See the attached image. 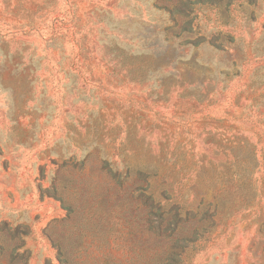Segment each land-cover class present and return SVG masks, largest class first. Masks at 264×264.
Wrapping results in <instances>:
<instances>
[{
  "label": "rangeland",
  "instance_id": "1",
  "mask_svg": "<svg viewBox=\"0 0 264 264\" xmlns=\"http://www.w3.org/2000/svg\"><path fill=\"white\" fill-rule=\"evenodd\" d=\"M169 1L0 0V264H57L58 246L73 264H142L147 246L198 224L201 204L217 227L193 264H264V0L236 32L219 5L195 6L197 38L225 52L161 42L144 60L159 81L137 82L110 44L160 33ZM122 119L136 138L114 166L123 179L124 165L154 166L147 192L106 169Z\"/></svg>",
  "mask_w": 264,
  "mask_h": 264
},
{
  "label": "trees",
  "instance_id": "2",
  "mask_svg": "<svg viewBox=\"0 0 264 264\" xmlns=\"http://www.w3.org/2000/svg\"><path fill=\"white\" fill-rule=\"evenodd\" d=\"M234 1L235 0H170L169 2H166L170 4V6L163 7L165 8L163 9V11H165V17L160 19V21L158 22V24H161L163 26L162 31L160 33L148 39L144 38V36L146 37L145 32H142V34L139 35L134 30H131L128 31V33L126 34L121 33V35H118L123 38L122 43H125V46H120L118 45V43L115 42L113 44H110L112 45L110 46V48L114 53H116L120 58H122V63L124 64V67L129 68L131 74L128 75L131 79H134L137 82L143 81L146 83L152 82L153 84H156V82L159 81V78L156 80L155 73L150 74L145 71L146 68L144 66L148 62L144 60L149 58L152 59L154 53L159 54L158 50L160 48L161 42L168 43L171 41H178L183 46L190 45L193 48H197L200 45L213 51L216 50L225 52V49H223L221 45H217L218 39H213L209 41L206 36L197 38L198 33L194 31V7H200L205 4L211 5L213 3L216 4L217 7L219 5L218 11L221 16V27L230 30V32H236V15L238 17L243 15L248 18L254 17V12L250 11L249 13V10L247 8L254 4V0H242L239 4L234 3ZM149 20L150 22H156L153 21V17H151L150 19L148 15L147 21ZM62 23L63 21H60L56 24ZM228 37L231 42L234 41L232 35L229 34ZM195 38L197 39L195 40ZM137 41H143V45L141 48L136 50V52L133 51V48L130 44ZM144 43L146 44L144 45ZM149 43H152L153 45L151 46ZM151 49H154L153 54L150 53ZM191 62L193 64L198 65L196 57H193V60H191ZM174 77L176 76H172L171 78ZM121 122L123 124L121 128L126 127V130H119L117 133H111L110 139L108 137L109 142L112 143L114 146V150H118V152H120V155L115 156L114 154H112L111 161H105L107 166L106 169H108V172H110L114 176V179L118 178L120 184H123L125 181H127L131 174L133 176H137L138 184H147V192V190L152 187L148 183V181L150 176L153 177L155 175L156 169L154 168V166L150 165L149 163H146L145 165L136 167L132 173L130 168L127 165H124V167L128 169L125 179H123L124 174L117 173L120 167L117 168L119 165H117L118 163L116 159L121 158L122 161L125 162V160H123V155L127 151V144L130 142L131 139L136 138V135H134L133 133V129H129L127 131V121L122 119ZM95 125L100 126V121H97ZM116 125V128L120 126L119 124ZM139 132L143 133L145 132V130L142 129ZM122 134H124V138H122ZM172 146L169 145L168 150L171 149ZM160 148L162 149V147ZM237 160L239 159H236V163L232 168V171L230 170L231 173H229V175H231V179L233 180L238 179V182L244 179L243 173L247 168V163H243L242 160L237 162ZM114 165H117V167H115ZM240 169L242 175L237 172ZM122 179L124 181H122ZM154 199V194L151 193L146 197V200L143 201L145 206H149L150 210L156 208V204L159 202L157 201L156 203ZM177 209L178 208H176V211ZM196 210V215H202L201 219L197 221L198 224L194 225V223L189 222L187 225H185V227L184 224H182L179 229V232L169 234L167 233V236L164 235L162 237L163 240L169 241L168 243L163 244V241L159 239L153 245L147 246L145 250L147 253V257L143 259L142 264H193L195 259L202 254L206 245H208L212 241L214 230L217 227V223L215 222V217L217 214L216 207H214L213 205L203 206V204H201L200 207ZM185 212L186 216H190L187 210ZM176 218H180L178 213L175 217V227L172 231H175L179 221H181V219L176 220ZM77 240H79L81 246V239L78 237ZM23 247L24 245H21V248ZM57 248L58 257L56 258V263L73 264V261L70 259L72 257V253H69V249L63 251L61 247L58 246ZM17 249H19L18 246ZM46 264L52 263L50 261H47Z\"/></svg>",
  "mask_w": 264,
  "mask_h": 264
}]
</instances>
